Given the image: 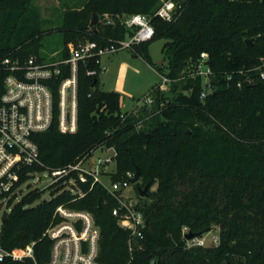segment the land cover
Returning <instances> with one entry per match:
<instances>
[{
    "label": "trees",
    "instance_id": "1",
    "mask_svg": "<svg viewBox=\"0 0 264 264\" xmlns=\"http://www.w3.org/2000/svg\"><path fill=\"white\" fill-rule=\"evenodd\" d=\"M160 3L81 0L79 8L67 4L59 25L52 27L63 35V55L69 43L94 41L102 47L125 39L131 31L122 18L144 14L154 36L128 49L172 83L168 92L158 91L157 84L150 89L146 98L151 97L152 104L144 99L133 110L122 111L120 95L98 87L101 65L95 58L81 61L76 132H60L55 112L51 126L33 136L38 163L20 173L21 182L27 172L65 168L88 159L98 148H113L110 180L134 173L137 166L136 184L148 185L147 195L141 197L144 205L136 206L148 218L141 236L119 225L112 215L118 201L101 184L76 181L68 186L65 177L48 200H40L42 192L35 189L3 213L4 250L21 252L35 241V262H46L52 246L46 232L61 220L55 210L62 205L93 216L100 231L98 264H264V80L253 71L264 58V0H184L180 14L170 22L155 15ZM94 14L98 20L108 15L114 23H92ZM52 23H44L28 0H0V99L7 74L2 59L41 57L42 26ZM159 39L164 40L163 66H156L147 52L149 43ZM246 39H252L251 44ZM201 52L208 54L211 70V91L204 98L203 77L192 75ZM90 70L96 74L88 75ZM247 77L253 82H245ZM53 92L57 101L55 87ZM184 227L193 236L216 227L218 242L188 246ZM0 264L34 261L7 258Z\"/></svg>",
    "mask_w": 264,
    "mask_h": 264
},
{
    "label": "built area",
    "instance_id": "2",
    "mask_svg": "<svg viewBox=\"0 0 264 264\" xmlns=\"http://www.w3.org/2000/svg\"><path fill=\"white\" fill-rule=\"evenodd\" d=\"M184 0H161L155 15L165 21L174 20L181 12ZM108 24L113 19L104 15ZM122 24L131 31L125 39L111 41L109 45L99 46L94 41H86L74 45H67V55L61 51L51 55V59L31 55L25 60L6 56L1 65L7 72L4 78V92L0 99V211L1 205H8L17 194V189L28 179L39 172L31 171L20 182L21 171L38 163V147L33 140L34 134L48 129L57 112L58 129L62 133H74L77 130V94L79 63L89 58H95L101 65V57L127 49L133 44L144 43L154 36V29L150 18L144 14H132L122 18ZM208 54L200 53V60L192 75L203 77V89L200 97L204 98L211 91L209 75L210 67L207 63ZM259 79L264 80V58L253 69ZM88 75H95L96 70H90ZM162 81L156 86L160 92L169 91L172 80L161 75ZM254 79L247 77L245 82L252 83ZM241 86V82L237 83ZM57 90V101L53 92ZM145 103H153L147 97ZM102 149V148H101ZM112 154L104 158H97L95 167L88 166V159H83L65 168L45 170L48 172L55 186L60 180L69 177L64 184H76V181L91 185L101 184L114 196L118 205L112 209V215L117 217L121 227L130 230L134 236H141L146 226L143 213L136 208V202L125 198L124 191L129 187L133 172L117 181L106 185L102 180V169H107L111 163L115 164L116 151L105 148ZM55 215L61 220L50 227L46 234L52 241L49 259L42 264H98L100 231L93 216L86 211L70 210L62 205L55 210ZM1 220V219H0ZM1 230V223H0ZM189 233L183 228L182 234ZM186 239V238H185ZM188 246H206L205 238L192 236L186 239ZM218 236L210 240V244H217ZM35 241L30 242L21 252L4 250L0 246V261L7 258L14 261L32 259L34 264Z\"/></svg>",
    "mask_w": 264,
    "mask_h": 264
},
{
    "label": "rangeland",
    "instance_id": "3",
    "mask_svg": "<svg viewBox=\"0 0 264 264\" xmlns=\"http://www.w3.org/2000/svg\"><path fill=\"white\" fill-rule=\"evenodd\" d=\"M81 0H28V5L39 9L42 21H53L50 26L43 25V36L40 39L38 49L43 57L47 60L51 59V55L61 51L63 48V35L56 28L59 25L58 17L60 13L67 8V4L71 8H79ZM100 25L108 24L107 20L100 17L98 20ZM164 40H154L147 46V52L156 66H163L161 49ZM101 67L105 68V72H100L99 89L104 91H114L120 95L122 111H131L136 105L143 103L147 94L154 85H158L162 81L161 75L146 63L139 55L135 54L131 49H122L113 54L103 55L101 57ZM112 152L98 148L94 150L88 158V166L95 167L97 158L109 156ZM114 164L111 163L107 169H102L103 176L101 180L108 185L110 182V172H113ZM51 178L47 171L39 172L32 178L28 179L22 186L17 189V194L10 205L2 204L0 218L4 212L8 213L11 208L28 192L39 189L41 193L40 200H48L52 192L56 190L55 186H50ZM137 184H130L124 191L125 198H130L136 202V206H142L145 199L138 194ZM141 189L143 185L139 186ZM155 188V186H153ZM39 200V201H40ZM37 202V201H36ZM35 202V203H36ZM34 203V204H35ZM1 223V220H0ZM207 244L215 236H218V229L213 227L210 231L202 234Z\"/></svg>",
    "mask_w": 264,
    "mask_h": 264
},
{
    "label": "water",
    "instance_id": "4",
    "mask_svg": "<svg viewBox=\"0 0 264 264\" xmlns=\"http://www.w3.org/2000/svg\"><path fill=\"white\" fill-rule=\"evenodd\" d=\"M97 20H98L97 15L94 14L92 23H96ZM251 42H252V39H246L245 40V43H247V44H251ZM139 179H140V170L136 166L135 170H134V174H133L132 178H130V183L136 184L137 182H139ZM147 189H148V185H145L143 189H141L140 187H137L138 193L141 197H145L147 195ZM145 222H146V224L148 223V218H145ZM206 232H208V230ZM201 235H202V233H199V236H201ZM192 236H193V234L189 232L185 235V238L190 239ZM152 264H156V262H153Z\"/></svg>",
    "mask_w": 264,
    "mask_h": 264
},
{
    "label": "crops",
    "instance_id": "5",
    "mask_svg": "<svg viewBox=\"0 0 264 264\" xmlns=\"http://www.w3.org/2000/svg\"><path fill=\"white\" fill-rule=\"evenodd\" d=\"M103 69V72H105V68H102Z\"/></svg>",
    "mask_w": 264,
    "mask_h": 264
}]
</instances>
